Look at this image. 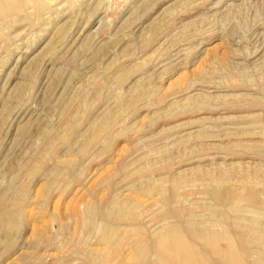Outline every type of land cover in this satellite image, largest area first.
Returning a JSON list of instances; mask_svg holds the SVG:
<instances>
[{
	"label": "rangeland",
	"instance_id": "374dc122",
	"mask_svg": "<svg viewBox=\"0 0 264 264\" xmlns=\"http://www.w3.org/2000/svg\"><path fill=\"white\" fill-rule=\"evenodd\" d=\"M3 1L0 264H103L108 227L156 264L198 221L264 251V0Z\"/></svg>",
	"mask_w": 264,
	"mask_h": 264
},
{
	"label": "bare ground",
	"instance_id": "6f19581e",
	"mask_svg": "<svg viewBox=\"0 0 264 264\" xmlns=\"http://www.w3.org/2000/svg\"><path fill=\"white\" fill-rule=\"evenodd\" d=\"M3 2V0H0V4H3ZM106 128L107 125L105 124H103V126L101 125L97 127L95 129L94 136L96 137L97 135H100ZM64 136L63 138H65ZM247 190L248 189H244L243 191ZM212 192L214 191L212 190ZM228 194L235 196L231 193ZM213 196H215V194ZM240 196L244 199L246 198L243 194L241 195V193ZM4 214L5 216L2 217L3 222L9 226L10 224L13 225L10 211H7ZM198 222L200 223V221ZM198 222H192L193 226L188 230L182 227L180 228L176 223V225L169 223V225L165 226L161 231H159L156 234V256L158 257L156 259V264H264V251H260L259 247L253 245L255 242H257V237L248 240L249 237L247 233H250V231L247 229V227H241L240 232H236L237 234L234 235H222L219 231L214 230V232L208 228H204L203 225H200ZM216 222L217 221L214 223L216 224ZM192 223L190 224L192 225ZM214 223L210 224L214 225ZM114 229L110 230L108 227L104 232L103 239L106 242V247L98 251L96 253V257L101 258L103 264H138V255L142 259L143 254H141V250H139L137 247L136 249L135 247L133 248V251H131V256L120 258L116 263L111 262L110 259H112V255H114L115 258H117L119 255V252L114 251V249H112L113 247L109 246V239H111L113 236H109V238L108 234H110L111 231H114ZM115 233L116 232H114V234ZM40 237L41 235L36 236L37 239ZM220 240L225 241V243L220 244ZM249 241H252L253 243L251 244ZM110 243H112V241ZM141 246L144 247L143 244ZM154 252L156 253V251ZM141 261L143 262V260Z\"/></svg>",
	"mask_w": 264,
	"mask_h": 264
}]
</instances>
